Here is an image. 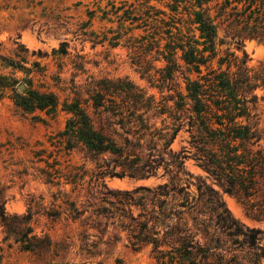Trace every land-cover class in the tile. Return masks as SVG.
<instances>
[{
    "label": "trees",
    "instance_id": "trees-1",
    "mask_svg": "<svg viewBox=\"0 0 264 264\" xmlns=\"http://www.w3.org/2000/svg\"><path fill=\"white\" fill-rule=\"evenodd\" d=\"M194 14L196 18L189 22L196 25L195 30L186 27L184 31L182 18L174 26L161 20L158 38L130 47L140 56L137 64L145 71L150 69L144 64L152 63L144 61L146 51L156 48L157 60L165 62L157 70L160 89L173 94L163 101L131 81L99 78L87 85V98L75 93L71 101L63 102L69 118L57 134V143L67 153L79 151L95 164V183L86 200L70 199L62 184L80 183L77 175L71 177L70 171L57 168L56 161L48 165L51 170L42 169L41 175L59 189L49 210L41 206L51 219L65 216L99 230L112 225L126 233L134 250L149 248L157 264H264V229L235 219L221 194L242 201L256 199L254 215L264 217V147L260 130L250 123V104L258 99L255 90L264 89V73L257 74L248 66L247 55L228 59V53L215 67L218 25L208 11ZM62 52L66 53L64 47ZM177 73L182 75L184 88L175 81ZM21 82L26 83L22 92L17 90ZM7 89L13 91L14 104L23 114L50 115L60 105L55 92L35 88L31 78L24 81L0 74L1 95ZM185 126L190 147L175 151L172 144ZM189 159L207 175L188 170ZM160 170L165 181L153 187L111 190L104 183L106 176L138 180L158 176ZM84 174L79 175L81 179ZM35 206L40 208V203ZM32 210L30 206L25 215L10 216L0 206V227L7 237L14 236L23 251L44 256L51 252L53 242L34 233Z\"/></svg>",
    "mask_w": 264,
    "mask_h": 264
},
{
    "label": "rangeland",
    "instance_id": "rangeland-1",
    "mask_svg": "<svg viewBox=\"0 0 264 264\" xmlns=\"http://www.w3.org/2000/svg\"><path fill=\"white\" fill-rule=\"evenodd\" d=\"M202 11H208L218 25L219 55L214 66L228 53V59L247 55L248 66L257 74L264 73V0H0V74L24 81L31 78L35 88L53 91L60 99L58 109L50 115L41 111L23 114L14 104L13 91L0 93V206L10 216L25 215L33 206L34 233L53 242L51 252L44 256L23 251L14 236L7 237L0 227V264H157L149 248L134 250L126 233L112 225L99 230L65 216L49 218L44 212L52 206L53 194L59 188L47 184L41 170H51L48 165L57 161V168L70 171L71 177L77 175L80 183L62 184L61 189L72 200H86L95 183V164L81 152L67 153L58 145L57 134L69 118L63 102L71 101L75 93L87 98V85L99 78L131 81L158 102L163 101L164 96L173 94L160 89L157 70L165 62L157 60L156 48L146 51L144 61L152 63L144 64L150 69L145 71L137 64L140 56L130 47L152 43L153 36L158 38L161 20L174 26L182 18L184 31L186 27L194 29L196 25L189 19ZM195 34L198 37L199 31ZM179 63L185 66L182 59ZM232 70H236L234 65ZM191 76L196 78L197 74ZM175 81L184 88L180 73ZM255 94L258 99L250 104V123L260 130V145L264 147V89L258 87ZM187 127L176 136L172 144L175 151L190 147ZM186 167L195 175H207L193 159L186 161ZM161 174L162 170L158 176L138 180L106 176L104 183L111 190L153 187L165 181ZM208 182L212 183L211 179ZM221 194L235 219L264 229V217L257 218L252 210L256 199L242 201Z\"/></svg>",
    "mask_w": 264,
    "mask_h": 264
},
{
    "label": "water",
    "instance_id": "water-1",
    "mask_svg": "<svg viewBox=\"0 0 264 264\" xmlns=\"http://www.w3.org/2000/svg\"><path fill=\"white\" fill-rule=\"evenodd\" d=\"M18 89L22 92L26 89V85L24 83H21L18 85Z\"/></svg>",
    "mask_w": 264,
    "mask_h": 264
}]
</instances>
